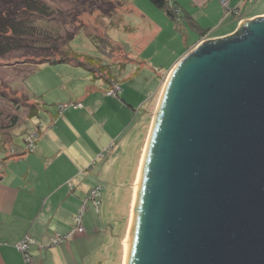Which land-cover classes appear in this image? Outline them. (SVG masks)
<instances>
[{"label":"water","instance_id":"water-1","mask_svg":"<svg viewBox=\"0 0 264 264\" xmlns=\"http://www.w3.org/2000/svg\"><path fill=\"white\" fill-rule=\"evenodd\" d=\"M125 264H264V17L199 44L172 71Z\"/></svg>","mask_w":264,"mask_h":264},{"label":"rangeland","instance_id":"rangeland-1","mask_svg":"<svg viewBox=\"0 0 264 264\" xmlns=\"http://www.w3.org/2000/svg\"><path fill=\"white\" fill-rule=\"evenodd\" d=\"M42 1L61 10V19L54 24L62 31L61 49L66 38L82 31L73 43L75 52L88 56H97L103 52L102 56L108 59L110 65L119 66L118 68L120 65L135 67V70L127 68L121 81L143 98H148L149 94L153 95L159 85L158 92L148 106L152 121L148 122L147 119L144 123L143 113L135 115L133 125L131 121L132 126L121 133L120 140L116 143L111 141L107 149L101 151L100 157L93 162L89 171H94L93 176L100 179V185L95 184L93 187L94 190L101 188V196L97 199L98 206H95V201L89 200L90 203L85 202L80 208L81 212L84 207L83 218L84 215L92 213L98 228L94 242L75 244L79 247L80 261L72 264H124L125 242L129 237L135 187L142 165L141 159L138 160V149L143 143L140 152L143 151L141 157L144 158L154 115L164 88L176 67L174 64L207 40L203 39L194 45L199 35L193 29L192 19L201 27L211 28L213 36H220L233 30L236 23L238 30L243 22L255 17H264V0H168L170 3L177 2L180 10L184 11H177L174 19L148 0ZM94 37L104 40L105 44H100V49L90 40ZM189 48L191 49L187 52ZM15 57L16 55L7 56L0 63L9 65L10 61H15ZM21 66L23 65L16 64L5 68L0 64V92L5 91L4 94L7 95L6 101L0 97V111L20 120L18 127L13 129L10 135L14 145L26 150L24 132L27 130L32 135H40L44 131L42 127L46 128L50 124L46 110H50L54 115L57 113L56 116L59 117L60 104L72 105L71 101L78 98L82 92L81 85L85 82L82 77L85 78L88 74L68 65L41 68ZM137 67L145 69L136 77ZM133 71H136L135 75ZM12 100L21 105L20 110L10 103ZM28 101L30 105L38 104L42 107L39 117L32 121L28 119L29 110L25 105ZM3 122L6 124V119ZM143 124L148 126L142 132ZM1 152L0 147V157L3 155ZM96 168L98 170L95 172ZM125 212L127 220L123 217ZM76 226L78 223L74 221L66 234L56 236H62L66 240L65 243L53 242L51 246L59 247L62 244V247L71 249L72 242L91 235L89 232L87 235H75L73 231Z\"/></svg>","mask_w":264,"mask_h":264},{"label":"crops","instance_id":"crops-1","mask_svg":"<svg viewBox=\"0 0 264 264\" xmlns=\"http://www.w3.org/2000/svg\"><path fill=\"white\" fill-rule=\"evenodd\" d=\"M237 28L236 23L233 30L220 36H213L212 30L204 39L225 38L234 34ZM200 42L198 39L194 45ZM127 68L135 70V67ZM144 69L137 67L136 77ZM133 73L135 75L136 71ZM82 78L85 81L81 85L82 92L71 101V104H81L82 107L69 108L59 117L57 113L54 115L50 112V124L42 127L44 131L40 134L34 153L24 154L25 149L17 145L14 153V144L1 148L0 264H25L17 247L26 237L35 241L31 248L32 264L79 262L80 251L75 244L96 240L98 225L92 213H89L83 218L85 235L89 232V237L72 242L71 249L62 247L64 245L51 246L57 235H64L70 230L89 192L98 184V180L100 182L98 176H93L94 171H89L95 159L100 157V152L106 150L111 141L116 143L120 140L121 133L126 131L131 121L133 125L135 115L143 113L145 123L150 112L148 106L159 85L153 95L143 98L123 83L122 98H118L107 96V84L93 82L89 74ZM147 126L141 125V131H145ZM141 147L137 154L142 163Z\"/></svg>","mask_w":264,"mask_h":264},{"label":"trees","instance_id":"trees-1","mask_svg":"<svg viewBox=\"0 0 264 264\" xmlns=\"http://www.w3.org/2000/svg\"><path fill=\"white\" fill-rule=\"evenodd\" d=\"M156 8L163 10L172 19L175 18V13L180 11V6L177 2L170 3L168 0H148ZM61 10L54 8L53 6L43 2L42 0H0V61L7 56H14L15 61H10L8 64L4 62L0 63L1 66L7 68L16 64L23 65L21 67H55L59 65H68L75 68L85 70L91 77L93 82H103L108 85L107 92L113 89L115 86H121L122 95L124 84L122 78L126 71V65L114 66L110 65L107 58H104L103 52L96 55H82L73 49V43L78 35L82 32L76 33L74 36H69L65 39V45L63 49L60 48V43H63L62 31L60 27H55L54 24L61 19ZM190 17V16H189ZM193 29L197 31L199 39L202 41L212 29L201 27L193 20ZM203 38V39H202ZM97 49H100V44H105L103 39L97 37L90 39ZM66 47V48H65ZM65 48V49H64ZM3 62V61H2ZM3 64V65H2ZM26 80H24L25 82ZM24 82L22 84H24ZM5 92V91H4ZM1 93V98L6 101L7 95ZM3 94V95H2ZM107 94V93H106ZM31 100V99H30ZM26 103L28 108V119L39 117L42 107L38 104ZM10 103L20 110V104L16 100L10 101ZM36 103V102H34ZM60 105L58 107L59 114L64 111L61 110ZM50 113V110H46ZM151 114H149L148 122L151 120ZM6 119L7 123L3 121ZM56 120V119H55ZM20 120L17 117L6 115L4 111H0V147L6 148V146L13 145L11 139L12 130L17 128ZM14 131V130H13ZM29 131L24 132V143L26 144V150L24 154H32L36 150L40 135H37V140L31 143L29 139L33 137ZM35 149L31 151V147ZM16 145H13V152L16 153ZM93 190V189H92ZM90 198V193L87 196V200ZM127 215L125 220H127Z\"/></svg>","mask_w":264,"mask_h":264},{"label":"built area","instance_id":"built-area-1","mask_svg":"<svg viewBox=\"0 0 264 264\" xmlns=\"http://www.w3.org/2000/svg\"><path fill=\"white\" fill-rule=\"evenodd\" d=\"M122 89H121V86L117 85L115 86L113 89H111L110 91L107 92V96L108 97H117V95L119 93H121ZM82 105L81 104H72L71 106H61V110L62 111H65L69 108H81ZM37 134L33 137H31L29 139V141L31 143H34L37 138H36ZM35 149L34 146L31 147V151H33ZM71 189H73V185L71 184ZM101 196V188H96L95 190L93 189L91 192H90V198L86 201L88 202L89 200H93L95 201V206L97 207L98 206V197ZM101 203V202H100ZM99 203V204H100ZM98 209V208H97ZM83 211H84V207L82 208V211L78 214V216L76 217L75 219V223H78V226H76L77 228H73L74 231L73 233L75 232V235H78V236H82V234H85V228H84V225L82 224V219H83ZM71 238V237H70ZM69 240V239H67ZM66 240H64V238L62 236L60 237H57L54 241V243H65ZM35 241L33 239H31L30 237H26L24 239V241L18 245V250L22 253L23 255V258H24V263L25 264H32V255H31V248L32 246L34 245ZM60 244V245H62Z\"/></svg>","mask_w":264,"mask_h":264},{"label":"bare ground","instance_id":"bare-ground-1","mask_svg":"<svg viewBox=\"0 0 264 264\" xmlns=\"http://www.w3.org/2000/svg\"><path fill=\"white\" fill-rule=\"evenodd\" d=\"M146 151V150H145ZM139 177V176H138ZM137 181H138V179H137ZM136 186H137V183H136ZM135 194H136V187H135ZM133 207H134V204H133ZM132 219H133V211H132V215H131V223H132ZM130 223V224H131ZM128 240H129V237H128V239L126 240V242H125V249H126V251H127V244H128ZM125 257H126V254H125ZM124 264H125V262H124Z\"/></svg>","mask_w":264,"mask_h":264}]
</instances>
